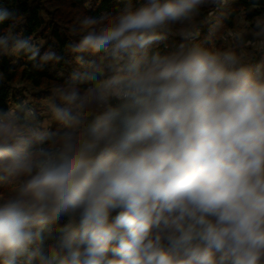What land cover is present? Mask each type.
Listing matches in <instances>:
<instances>
[{
    "label": "clouds",
    "instance_id": "obj_1",
    "mask_svg": "<svg viewBox=\"0 0 264 264\" xmlns=\"http://www.w3.org/2000/svg\"><path fill=\"white\" fill-rule=\"evenodd\" d=\"M231 3L127 0L68 27L80 67L0 106V264H264V12L228 26ZM5 22L0 57L64 59Z\"/></svg>",
    "mask_w": 264,
    "mask_h": 264
},
{
    "label": "trees",
    "instance_id": "obj_2",
    "mask_svg": "<svg viewBox=\"0 0 264 264\" xmlns=\"http://www.w3.org/2000/svg\"><path fill=\"white\" fill-rule=\"evenodd\" d=\"M126 2L127 0H0V6L6 7L16 17L17 32L45 42L42 51L51 47L64 57L59 64H49L41 71L33 70L31 62L24 57H0V74L3 75L0 79V106L6 107L21 99L38 103L39 98L49 94L47 90L55 83L63 84L80 67L67 51V46L79 39L69 33L68 27L83 15L97 19L115 15ZM132 2L135 4L136 0ZM251 7V0H232L228 8L217 11L216 16L223 19V14L227 13L228 17L224 22L231 26L234 18L247 10V19L251 20L264 12V0L255 5L257 9L249 10ZM203 14L206 15L207 10ZM8 24L9 22H5L0 28H7ZM208 31V26H204L201 41L205 40ZM177 41V37H169L166 43L173 44ZM259 58L260 54H257V60Z\"/></svg>",
    "mask_w": 264,
    "mask_h": 264
}]
</instances>
